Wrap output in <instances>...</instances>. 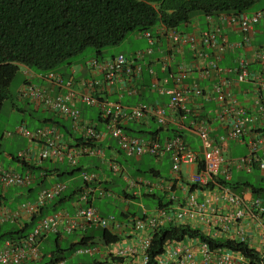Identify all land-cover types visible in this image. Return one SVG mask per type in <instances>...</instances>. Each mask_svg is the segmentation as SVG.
Listing matches in <instances>:
<instances>
[{
    "label": "built area",
    "instance_id": "1",
    "mask_svg": "<svg viewBox=\"0 0 264 264\" xmlns=\"http://www.w3.org/2000/svg\"><path fill=\"white\" fill-rule=\"evenodd\" d=\"M211 20L207 28L194 33L180 31L174 27L162 28L174 48L181 50L184 43L192 48L194 59L190 65L180 62L176 70L168 72L163 79H171V85L165 82L154 81L150 84L157 91L169 94L165 104L138 102L123 104L120 100L100 97L96 90L102 82L110 84L119 74L136 75L142 72V63L137 58L153 50L154 36L149 30L144 34L149 40V45L144 50H138L133 56H126L120 52L108 59L88 58L85 64L101 72V77L91 76L76 79L73 75L66 76L57 70L36 72L34 75L40 81L29 78L23 82L18 90V97L27 100L35 108H44L53 111L58 116L70 119L71 128L78 131L82 137L80 141L68 143L62 136L58 125L54 122L44 123L35 128H29L24 123L17 124L7 135L23 134L28 138L25 149L18 151L17 156L21 162L26 163L22 171L6 167L0 163V184L28 185L34 178L30 164H39L43 159L54 161L66 159L70 164H76L81 154H96L103 157L104 152L98 141L107 132L117 140L119 148L129 155L149 153L160 156L169 152L171 167L168 183L166 184L167 204L156 206L153 211L142 214H131L125 224L114 215H101L92 203L95 193L94 182L98 179L95 171L81 170L84 184L74 199L75 208L72 212L56 209L40 215L34 221L31 229L17 237H6L0 243V264H20L30 258H37L40 254L39 242L48 232H70L76 228L91 225H101L112 229H119L122 224L129 225L138 235L137 244H127L118 247V254L140 253L139 264L148 260L147 248L152 233L166 223L188 224L192 221L199 222L204 227L200 228L208 238H229L247 242L250 247L253 232L248 231L245 220L260 229L259 243L262 245L254 250L258 253L257 264H264V202L259 196H245L232 189L229 184L231 175L230 164H236L248 171L255 168L264 170V158L258 153L264 150V95L253 91V100L250 106L243 104L237 97L234 87L241 81L249 78L248 59L238 56L234 75H229L228 70L219 64L220 58L228 48L236 45L248 44L256 33V24L264 17V6L240 13L220 12L215 16L207 14ZM223 27L233 28L241 32L239 40L231 41ZM207 46L212 49L213 57L204 60L206 52L199 48ZM256 59L263 66L264 72V44L256 48ZM167 63L164 62V66ZM192 67H196L200 76L214 77L212 84L214 98L217 102L216 116L228 122L225 132L214 135L207 121L193 119L188 125L199 139V148L194 149L179 133L160 140L156 136H138L127 133L123 124L128 121L143 119L152 116L155 120L165 125L171 119L172 113L181 115L193 111L187 106V101L193 95L203 93V87L196 83H188L186 78ZM152 71V70H151ZM258 84L262 83V74L256 72ZM55 90L52 93L51 90ZM130 88L129 91H132ZM77 102L86 105H97L105 129H99L89 120L81 117ZM247 136L246 142L249 150L246 154L226 160L222 149V141L226 139H239ZM228 165H225V162ZM109 168L125 176L126 172L115 159H109ZM201 163V167L190 172L186 182L181 176V167L184 164ZM128 177V176H127ZM131 183H143L144 178H131ZM178 183L184 192V197H179L173 190V184ZM146 190L150 192L151 182L147 181ZM66 187L61 180L51 182L42 187L34 200H24L13 209L0 207V222L8 218H20L24 214L33 215L53 198L58 196ZM199 192H202L199 197ZM110 191L99 188L97 195L103 196ZM255 228V229H256ZM188 239V242H184ZM197 240V245H194ZM79 252L94 251L93 246H81ZM199 257L196 258V254ZM110 264H122L121 261L111 260ZM157 264H251L250 259L241 249L226 246L211 247L207 239L197 236L184 237L183 239L167 240L164 251L157 257Z\"/></svg>",
    "mask_w": 264,
    "mask_h": 264
},
{
    "label": "crops",
    "instance_id": "2",
    "mask_svg": "<svg viewBox=\"0 0 264 264\" xmlns=\"http://www.w3.org/2000/svg\"><path fill=\"white\" fill-rule=\"evenodd\" d=\"M264 1V0H263ZM262 6L259 7H263ZM258 8V7H254ZM210 19L207 17L206 14L195 12L186 22L181 23L178 27V30L181 31H192L194 33H198L199 31L207 28L210 24ZM162 23L158 22L156 25H154L151 29H149L153 36V50L150 53H144L142 57L137 58L138 62L142 63V72L141 74L136 75H126V74H119L114 78V80L108 84L106 82H102L101 85L96 90V93L104 98L108 99H116L120 100L124 104H135L140 101L145 102H151V103H159V104H165L169 98V94L162 93L157 91L155 88L151 87L150 84L154 81H161L162 83L165 82L163 79L165 76L168 75L169 71L176 70L178 64L182 61L186 64L190 65L193 61V50L189 46V44L184 43L182 45L181 50H177L174 48V42L171 41L168 34L164 31V29L161 26ZM221 32L226 31L227 37L231 41L239 40L242 37L241 32H239L236 29L223 27L220 29ZM135 34L133 37L138 39L139 46H136L134 50L131 51V53L127 56L135 55L137 50H144L149 45V40L147 36L143 33V31L136 30L134 32ZM258 37L261 40H256ZM264 44V17L261 19L260 22L256 24V33L253 37V39L245 45H236L232 48H228L224 54L223 57L220 58L219 64L224 66L225 68H231V70H228L229 75H234L235 70H233L234 66L237 62L238 56H245L249 63H248V69L250 70L249 78L239 82L234 87L237 97L240 99V101L245 104L246 106H250L253 100V91L259 87L258 91H262L264 95V72L262 71L263 66L261 63H259L256 59L255 51L256 48L260 45ZM199 48L203 49L206 54L203 56L204 60H208L209 58L213 57L212 49L207 46H201L198 44ZM118 52H112L109 55H106L103 52L97 57L99 59H108L115 55ZM126 55V54H125ZM94 57L93 55H90L86 57L84 60L81 59H75L70 60L68 62L63 63L58 70L62 71L65 75H73L76 79L84 78V77H101V72L98 70H94L89 68L85 64V60ZM164 62L167 63L166 66H164ZM23 69L24 75L25 72L28 73V76L34 80V81H40L38 80L34 75V70L30 69L26 65L22 64L21 67ZM191 71L189 72V76L186 78V81L188 83H196L203 87V93L199 95H193L190 100L187 101V106L193 109V111L186 112V114L181 115L179 113H172L170 121L162 125L158 123L155 118L152 116H148L143 119L138 120H132L124 123V129L129 134L134 135H140V136H156L160 140H164L167 137L172 136L175 133H179L183 136V138L192 146L194 149L199 148V139L198 136L190 130L188 127L189 124H191V120L193 119H204L208 122L211 132L214 135H218L220 133H223L227 129L228 122L225 120H221L216 116V109H217V102L214 98V91L212 88V84L215 80L214 77H203L200 76L198 73L196 67H192ZM152 70V71H151ZM258 72L260 75L262 74V83L258 84L255 78V73ZM165 85H171L172 81L171 79H168L165 83ZM130 88H133L132 91H129ZM52 93H55V90H51ZM24 104H29L34 110H42L45 112L44 117L41 119V123L37 124L36 126L42 125L43 123H47L49 121H58V126L61 130V133L63 137L66 140L72 141L73 137L77 135L75 132H73L71 135L66 134L67 131L62 125V122L68 121L69 119L59 117L54 114L53 111L49 109L44 108H35L31 103L29 102H23ZM78 107L81 110V113L84 117L87 119H92L96 123L99 120L98 113L99 108L96 105H85L81 102L77 103ZM96 107V115L92 114L91 107ZM22 109V108H21ZM155 124V125H154ZM98 127L100 129H104V125L98 122ZM35 126V127H36ZM65 133V134H64ZM247 136H244L243 138L239 139H226L222 141V149L224 152V155L226 156V160H229L230 158H234L236 156H240L243 154H246L249 150L248 144L246 142ZM99 144L102 146L104 150V156L106 158H114L116 159L120 164L124 172H126L125 176L119 172H113L108 168V165L106 161L99 158L100 156H97L95 154H83L79 157L78 163L76 166H71L70 168L68 166H65L63 164H59V161H54L50 159H44L39 164H36V166H39L38 168L34 169V178L32 182L28 185H10L6 188H2L0 185V207L6 206L9 208H14L19 202L24 200H33L35 199L38 190L41 187L49 185L51 182L56 180H62L61 177L67 176L66 180H62L66 183V188L63 191V193L57 197L53 198L48 205L41 209H49L45 210L46 212H50L51 208L59 207L61 209L67 210L68 212H72L75 208L74 205V199L76 198V193L83 185V180L81 179L82 183L79 184L76 183V173L80 175L79 168L85 167L89 170H95L98 172L99 179L93 183L95 186V189L99 188H107L108 190H111V194L104 195L108 196L113 201L115 200H121L126 202V206L124 209H122L119 212V215L111 214L109 212L104 213L101 211V209L95 205L94 199L96 198V194L92 197V203L98 208L100 214L102 215H114L120 222L125 224V221L128 220V218L131 216V214H142L144 211L149 212L153 211L156 207L157 202L159 201V196L161 199L165 202L168 200L166 198V184L168 183L169 179V173H170V167H171V158L169 152H165L164 154L160 156H155V162L159 163H166L168 164V167L166 169V172L162 173L160 168L155 165H150L148 167V170L150 174L154 177H150L149 179H145L143 176L144 174H141L140 171H142L141 167H134L131 164V161L128 160L123 153V151L119 148V145L116 141V139L112 136H110L107 132L102 137V139L99 140ZM244 148V150H243ZM21 149V148H19ZM18 149V150H19ZM18 150L15 154H10V156L13 158V155H16ZM243 150V151H240ZM258 153L261 157L264 158V150L259 149ZM146 154V153H145ZM141 155H132L134 159L141 160ZM166 160V162H165ZM19 164H21L19 161H17ZM62 163H66L64 160L61 161ZM228 165V162H225V165ZM8 167H13L11 164L7 165ZM21 168H25L22 167ZM198 166L195 163L192 164H184L181 167V176L183 178V181L186 182L189 178L190 172L197 169ZM231 169V175L229 178V184L231 185L232 189L240 194H244L245 196H260L261 194H256L252 191L250 185H246L245 182H249L247 180L245 181H232L233 172L234 170L239 171L240 167H238L236 164H230ZM256 169V168H255ZM260 169V168H259ZM263 173L262 177L264 178V170L260 169ZM136 177H142L144 178L143 183L138 184H132L131 178ZM119 180H123L124 184L120 187V190H117L114 185L118 183ZM147 181L151 182V192L155 193L152 194H146L148 192L146 190ZM236 186H239V188H236ZM173 190L177 193L179 197H184V192L182 188L179 186V184L176 182L173 184ZM150 192V193H151ZM199 197H201L202 192H199ZM153 197L155 199L154 203L147 207L146 204L143 203L142 199L143 197ZM103 197V196H101ZM61 198V199H60ZM263 200V199H262ZM135 203L140 207V212L136 210L130 209V204ZM264 202V200H263ZM40 210V211H41ZM39 211V213H40ZM35 218L33 221H30L31 216L24 214L18 219H7L0 223L1 225H6L7 228L3 230V232L0 233V242L5 237L9 236H19L24 233H26L32 226L33 222L35 221L37 214H34ZM250 220H245V222L248 224V231L253 232V237L256 236V238H251L252 243L251 246L255 249H258L262 244L259 243L258 240L260 236V229L256 228V225H253L249 222ZM194 224L193 226H197L203 229V225L199 222L192 221ZM120 226L119 229H112L110 227H107V231L109 234H116L119 238L116 241H106L104 235H103V226L101 225H91L87 226L85 228H76L75 230L71 232H63L62 229L60 232H52L55 233L56 240L59 242L62 241V239H67V235L71 233H76V231H80V234L77 236L76 239H73L69 246L73 248L77 242L81 240L82 246H93L94 251L92 253L90 252H79L76 250H72V253H86L89 255H92V259L87 261L88 264H110L111 260H118L121 261L122 264H139L140 260V253L137 254H118L117 250L118 247L127 245V244H137V233L129 226L124 225ZM24 228L23 230H20L16 232L14 229L18 228ZM91 228V229H90ZM256 228V229H255ZM48 232L45 234V236L41 239L39 243L40 248V255L37 258H30L26 261L21 262L20 264H47L48 262L50 264H65V255L61 254V246L58 244L56 249H50L49 251H44L41 247V242L43 239H46L49 235ZM83 240V241H82ZM188 239H184V242H188ZM195 244L197 245V240H194ZM79 245V246H81ZM48 255L49 259L46 261L44 260V257ZM199 257V253L196 254V258ZM70 264H76V262H71Z\"/></svg>",
    "mask_w": 264,
    "mask_h": 264
},
{
    "label": "trees",
    "instance_id": "3",
    "mask_svg": "<svg viewBox=\"0 0 264 264\" xmlns=\"http://www.w3.org/2000/svg\"><path fill=\"white\" fill-rule=\"evenodd\" d=\"M256 1L0 0V105L7 95L11 79L20 70L22 64L34 71L58 70L63 63L70 61L88 45L93 46V56L97 57L102 53L104 46L119 42L132 30L144 32L158 22L167 27L178 28L195 12L213 16L220 12L240 13L253 9ZM28 80V73L25 72L18 88ZM62 125L67 131L66 134L73 133L70 122L64 121ZM13 158L18 160L17 155H13ZM25 164L22 163L23 166ZM29 166L32 170L39 167L35 164ZM197 166L200 168L201 163ZM245 184L250 185L256 194L264 190V187L250 182ZM150 192L146 194H155ZM159 198L156 206L169 202V200L164 202L160 196ZM56 209L59 207L51 208L50 211ZM45 210L49 209L41 210L37 216L46 214ZM34 218L35 215L31 216L30 221ZM23 229L22 227L14 230L18 232ZM102 233L106 241H116L119 238L116 234H109L106 228H103ZM189 236L207 239L211 247L220 245L241 249L249 257L251 264L258 262L257 251L247 242L229 238H208L199 227L182 223H166L152 233L146 251L148 260L145 264H157V257L164 251L167 240H181ZM80 244L81 240L75 244L74 248Z\"/></svg>",
    "mask_w": 264,
    "mask_h": 264
},
{
    "label": "rangeland",
    "instance_id": "4",
    "mask_svg": "<svg viewBox=\"0 0 264 264\" xmlns=\"http://www.w3.org/2000/svg\"><path fill=\"white\" fill-rule=\"evenodd\" d=\"M264 4L263 0H257L254 4V7H259ZM136 30H132L126 34V36L121 39L119 42L114 44H109L103 47V54L109 55L112 52H123L126 55H129L132 50L136 48V46H139L138 39L133 37ZM256 40H261L259 37ZM94 55V48L91 45H88L85 47L81 52L74 55L71 58L72 60L75 59H81L84 60L86 57ZM24 76L23 69L20 68V70L14 75V77L11 79L6 97L2 100V103L0 105V163L7 166L8 164H11L13 167H15L17 170L22 171L21 165L10 156V154H15L16 151L21 148L25 149L28 144V138L23 134H13V135H6V132L8 130H12L17 124L24 123L29 128H34L37 124L41 123V119L44 117L45 112L41 109L34 110L29 104L23 103L20 98L17 96V90L18 85L22 81ZM22 108V109H21ZM91 111L93 115H96L97 108L91 107ZM155 125V124H154ZM19 149V150H21ZM18 150V151H19ZM244 150V148H243ZM240 150V151H243ZM125 154L124 157H126L128 160L131 161L132 166H140L142 171H140L141 174H144L145 179H149L150 177L154 178L148 170V167L152 164L160 168L161 172H166V169L168 167V164L166 163H157L155 162V155L146 153L142 156L141 160L134 159L132 155ZM66 162V161H65ZM166 162V160H165ZM59 164H63L65 166H68L69 163H62L59 161ZM80 172V171H79ZM116 173V172H115ZM76 183L79 184L82 183L81 179L82 177L79 176L76 173ZM263 173L259 168L253 169V170H246V169H240L239 171L234 170L232 181H249L250 183H253L254 185L264 187V178L262 177ZM67 176L61 177L62 180H66ZM124 184L123 180H119L118 183L114 185V187L117 190H120V187ZM236 188H239V186H236ZM261 197L264 200V190L260 191ZM143 203L146 204L147 207H150L155 199L153 197H143L142 199ZM95 205H97L102 212L104 213H111L119 215V212L124 209L126 206V202L121 200H115L111 199L108 196H96L94 199ZM130 209L136 210L140 212V207L136 205L134 202L130 204ZM7 228L6 225L0 226V233L3 232ZM91 229V228H90ZM74 232V231H73ZM80 234V231H76V233H71L67 235V239H62L61 242L56 240L55 233H49L48 237L46 239H43L41 242V247L43 250L49 251L50 249H56L58 244L61 246V254L65 255V264H70L71 262H76V264H88L87 261L91 260L93 257L92 255L86 254V253H72V250L74 251L75 248H71L69 246L70 242L73 239H76L77 236ZM1 239V238H0ZM49 257L46 255L44 257L43 261L48 260ZM47 264H50L49 262Z\"/></svg>",
    "mask_w": 264,
    "mask_h": 264
},
{
    "label": "clouds",
    "instance_id": "5",
    "mask_svg": "<svg viewBox=\"0 0 264 264\" xmlns=\"http://www.w3.org/2000/svg\"><path fill=\"white\" fill-rule=\"evenodd\" d=\"M258 8H259V7H258ZM253 9H254V8H253ZM212 16H213V15H212ZM162 25H164V24L162 23L161 26H162ZM164 26H166V25H164ZM166 27H167V26H166ZM174 28H175V27H174ZM176 29H178V28H176ZM149 31H150V30H149ZM180 31H181V30H180ZM150 32H151V31H150ZM165 32H166V31H165ZM143 33H144V32H143ZM151 33H152V32H151ZM140 50H142V49H140ZM137 51H138V50H137ZM118 53H120V52H118ZM122 53H123V52H122ZM116 54H117V53H116ZM126 56H127V55H126ZM132 56H133V55H132ZM94 57H95V56H94ZM97 57H98V56H97ZM97 57H96V58H97ZM90 58H91V57H90ZM98 59H99V58H98ZM86 60H87V59H86ZM86 60H85V61H86ZM57 71H60V70H57ZM33 72L36 73V72H40V71H33ZM60 72L63 73L62 71H60ZM63 74H64V73H63ZM64 75H65V74H64ZM66 76H69V75H66ZM35 77H36V76H35ZM29 78H30V77H29ZM36 78H37V77H36ZM84 78H85V77H84ZM37 79H38V78H37ZM33 81H34V80H33ZM100 97H101V96H100ZM113 100H116V99H113ZM27 102H28V101H27ZM140 102H145V101H140ZM29 103H30V102H29ZM77 103H78V102H77ZM77 103H76V106L78 107ZM81 103H82V102H81ZM137 103H138V102H137ZM83 104H84V103H83ZM123 104H124V103H123ZM85 105H86V104H85ZM127 105H128V104H127ZM89 106H92V105H89ZM96 106H97V105H96ZM78 108H79V107H78ZM79 110H80V108H79ZM54 114H55V113H54ZM80 114H81V117H82L83 119H85V120H89V121H92V122L96 125L97 128H99L98 125H97L98 122H100L101 124H103L102 119H101V116H100V110H99V113H98V115H99V119H100V120H98L97 123H96L94 120H92V119H87L86 117H84V116L82 115V113H81V110H80ZM55 115H57V114H55ZM57 116H58V115H57ZM59 117H62V116H59ZM63 118H66V117H63ZM66 119H69V118H66ZM49 122H54V123L57 124L56 121H49ZM69 122H70V119H69ZM47 123H48V122H47ZM43 124H44V123H43ZM43 124H42V125H43ZM57 125H58V124H57ZM103 125H104V124H103ZM123 125H124V124H123ZM39 126H41V125H39ZM36 127H38V126H36ZM58 127H59V126H58ZM34 128H35V127H34ZM123 128H124V127H123ZM59 129H60V128H59ZM71 129H72V128H71ZM99 129H100V128H99ZM104 129H105V128H104ZM104 129H102V130H104ZM124 130H125V129H124ZM60 131H61V130H60ZM72 132H75L77 135H75V136L73 137L72 141L66 140V139H65L66 137H65V138L63 137V138L65 139L66 142H68V143H75L76 141H80V140L82 139V137H81V135H80V133H79L78 131H75V130L72 129ZM6 135H7V134H6ZM133 135H134V134H133ZM62 136H63V135H62ZM138 136H140V135H138ZM77 137H79V138H77ZM144 137H145V136H144ZM116 141H117V140H116ZM98 144H99V141H98ZM99 145H100V144H99ZM100 146H101V145H100ZM101 147H102V146H101ZM102 149H103V148H102ZM103 152H104V150H103ZM17 153H18V152H17ZM144 154H145V153H144ZM16 155H17V154H16ZM81 155H83V154H81ZM81 155H80V156H81ZM95 155H96V154H95ZM80 156H79V157H80ZM97 156H98V155H97ZM79 157H78V160H79ZM99 158H101L102 160L106 161L107 165H108V162H107V161H108L109 159H114V158H106L104 155H103V157H99ZM43 160H44V159H43ZM115 160H116V159H115ZM17 161H19V162L21 163L20 165H21L22 167H26V164H25L24 166L22 165L23 162H21L20 158H18ZM58 161H63V160H58ZM64 161H66L67 163H69L66 159H64ZM116 161H117V160H116ZM117 162H118V161H117ZM77 163H78V161H77ZM77 163H76V164H70V163H69V165H71V166H76ZM118 164H120V163L118 162ZM35 165H36V164H35ZM4 166H5V165H4ZM120 166H121V164H120ZM6 167H8V166H6ZM10 168H12V167H10ZM108 168H109V166H108ZM121 168H122V167H121ZM13 169H14V168H13ZM24 169H25V168H23L22 170H24ZM78 169H79V171H80V175H81V170H83V169L89 170V169H87V168H85V167H82V168H79V167H78ZM109 169H110V168H109ZM16 170H17V169H16ZM110 170H111V169H110ZM32 171H33V170H32ZM89 171H95V170H89ZM95 172H96V171H95ZM113 172H114V171H113ZM97 174H98V172H97ZM81 177H82V175H81ZM97 178L99 179V175H98ZM98 179H97V180H98ZM82 180H83V178H82ZM97 180H96V181H97ZM61 181H62V180H61ZM83 182H84V180H83ZM83 184H84V183H83ZM0 185H1V184H0ZM9 186H10V185H9ZM7 187H8V186H7ZM81 187H82V186H81ZM94 187H95V186H94ZM2 188H6V187H3V186H2ZM41 188H42V187H41ZM41 188H40V189H41ZM65 188H66V187H65ZM40 189H39V190H40ZM105 189H107V188H105ZM39 190H38V191H39ZM64 190H65V189H64ZM64 190H63V191H64ZM79 190H80V189H79ZM79 190H78V191H79ZM97 190H98V189L95 190L94 195L96 194ZM107 190H108V189H107ZM63 191H62V192H63ZM109 191H110L109 194H111V190H109ZM62 192H61V193H62ZM37 193H38V192H37ZM61 193H60V194H61ZM77 193H78V192H77ZM77 193H76V195H77ZM96 195H97V194H96ZM106 195H108V194H106ZM36 196H37V195H36ZM97 196H99V195H97ZM103 196H104V195H103ZM255 196H257V195H255ZM100 197H101V196H100ZM259 197H260V196H259ZM33 200H34V199H33ZM91 201H92V200H91ZM262 201H263V200H262ZM16 206H17V205H16ZM16 206H15V207H16ZM1 207H6V206H1ZM15 207H14V208H15ZM8 208H9V207H8ZM96 208H97V207H96ZM10 209H13V208H10ZM40 209H41V208H40ZM40 209L38 210L37 213H39ZM97 209H98V208H97ZM73 210H74V209H73ZM98 212H99V210H98ZM37 213H35V214H37ZM47 213H48V212H47ZM99 213H100V212H99ZM27 215H28V214H27ZM42 215H43V214H42ZM101 215H102V214H101ZM30 216H34V214H33V215H30ZM37 217H38V216H37ZM37 217H36V218H37ZM8 219H12V220L14 219V220H15V219H18V218H8ZM4 220H7V219H4ZM4 220H2V221H4ZM35 220H36V219H35ZM2 221H1V222H2ZM1 222H0V223H1ZM33 223H34V222H33ZM32 225H33V224H32ZM31 227H32V226H31ZM84 228H85V227H84ZM103 228H106V229H107V227H103ZM30 229H31V228H30ZM30 229H29V230H30ZM29 230H28V231H29ZM74 230H75V229H74ZM72 231H73V230H72ZM64 232H65V231H64ZM70 232H71V231H70ZM67 233H68V232H67ZM24 234H25V233H24ZM22 235H23V234H22ZM19 236H21V235H19ZM9 237H17V236H9ZM5 238H6V237H5ZM3 239H4V238H3ZM40 241H41V240H40ZM0 243H1V242H0ZM39 243H40V242H39ZM80 245H81V244H80ZM81 246H82V245H81ZM81 246H79V245L76 246V247H75V250H76L77 248L81 247ZM39 249H40V248H39ZM39 255H40V254H39Z\"/></svg>",
    "mask_w": 264,
    "mask_h": 264
}]
</instances>
